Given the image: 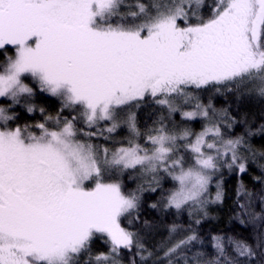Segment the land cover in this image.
<instances>
[{
	"label": "snow or ice",
	"instance_id": "6c2138e0",
	"mask_svg": "<svg viewBox=\"0 0 264 264\" xmlns=\"http://www.w3.org/2000/svg\"><path fill=\"white\" fill-rule=\"evenodd\" d=\"M204 7L205 0H0V50H14L0 65V98L33 113L30 78L72 113L53 117L40 108L43 121L11 126L15 114L0 107V264H81L85 256L83 264H122L124 250L145 260L142 240L123 226L145 188L126 193L120 174H150L156 191L163 173L175 184L164 207L203 211L222 199L219 184L215 200L207 199L221 167L247 171L243 137L226 139L216 122L199 133L165 123L176 113L213 121L211 104L199 103L192 89L251 84L264 95V0H213L207 15ZM149 97L162 113L142 144L128 109ZM194 101V110H184ZM126 111V145L101 153L78 139V119L97 129L86 135L107 140ZM96 239L107 252L92 254ZM197 239L172 242L167 264ZM213 239L218 258L193 264H238L228 260L223 238ZM235 246L239 256L253 255L246 243Z\"/></svg>",
	"mask_w": 264,
	"mask_h": 264
},
{
	"label": "trees",
	"instance_id": "16d2710c",
	"mask_svg": "<svg viewBox=\"0 0 264 264\" xmlns=\"http://www.w3.org/2000/svg\"><path fill=\"white\" fill-rule=\"evenodd\" d=\"M143 2L151 4L152 0H143ZM212 2L213 0H205V7L201 9L205 15L208 14V6ZM12 55L14 50L11 48L6 51L0 50V65L4 63L7 56ZM31 86L35 88V95L30 102L37 109L33 113H29L24 105L10 107L12 102L10 100L7 102L6 98L0 101L1 106L8 105L9 114H15V119L9 121L11 126L34 125L43 121L44 117L39 111L40 108H43L47 115L70 118L72 113L68 109L61 111V100L58 97L40 92L34 82ZM219 89L217 91L216 88L209 87L194 90L198 93L196 99L199 103L205 106L211 104L210 113H213L211 122L219 123L226 139L243 137L244 143L239 149V154L246 163L247 171L240 174L235 168L221 167L212 176L207 199L215 200L218 184L223 193L222 199L219 202L205 204L203 211L190 210L187 206L180 211L164 207L166 198L174 190L175 184L163 173L160 174L161 178L156 191H151L149 188L150 174H145L139 169H129L120 174L119 179L126 193L136 191L140 186L145 188L140 195L138 209L133 215L123 219V226L135 232L147 249L143 253L147 257L145 260H142L139 255H133L126 250L122 251V264H132L133 261L135 264H167V258L163 255L166 248L175 240L193 233L198 239L184 248L178 256L173 257V264H185L186 259L190 264H193L195 259L216 260L218 253L214 247V237L223 238L228 260L237 261L238 264H264V95H261L251 84L233 87L232 90L224 86H219ZM194 104L195 101L193 104L185 105L184 109L194 107ZM131 111L135 113L137 127L141 132L138 142L143 144L144 134L158 126L156 122L162 110L149 97L146 101H141L139 107L133 106ZM164 114L167 115L166 112ZM198 119L203 121L201 117ZM186 122L179 119V113L165 120V123L174 129L187 127L191 131L200 124V121H197L185 125ZM105 125V122H101V127ZM76 126L78 130H81L78 131V139L79 132H84L81 135L84 137L85 133L97 131L96 128H88L82 119L77 120ZM104 135L109 134L104 133ZM89 137L88 142L99 145L100 149L107 147L112 151L116 146L126 145L130 133L118 130L111 134V139L107 140L99 135ZM185 155L187 157L189 154L185 153ZM133 173H137L138 176H130ZM153 204L156 207H152ZM173 226H176L175 232H171ZM236 241L249 245L253 255L239 256L236 251ZM91 251L92 254L107 252L108 245L103 240L96 239L91 245ZM149 252L152 253L151 256L148 255ZM85 259L87 256L82 258L81 264ZM219 259L223 260L224 257Z\"/></svg>",
	"mask_w": 264,
	"mask_h": 264
},
{
	"label": "rangeland",
	"instance_id": "374dc122",
	"mask_svg": "<svg viewBox=\"0 0 264 264\" xmlns=\"http://www.w3.org/2000/svg\"><path fill=\"white\" fill-rule=\"evenodd\" d=\"M26 80H27L26 83H28L29 86H31V84L33 83V82L31 81V79L29 78V79H26ZM26 80H25V81H26ZM195 92H196V91H195L194 89L191 90L192 95H193L194 97L197 98V97H198V93H195ZM3 99H4V98H0V101L3 100ZM7 102H9L8 99H7ZM0 107L8 108V105H6V106H4V105L1 106V105H0ZM131 109H132V107L129 108L128 111L132 112ZM184 110H189V111H190V110H194V107H186ZM128 111L121 113V121H122V122H121V126H120L116 131H118V130H122L123 132L125 131V132L129 133L126 124L123 123L124 116L128 114ZM198 118H199V117H197L195 120L187 121V122L185 123V125H186V124L188 125V124H191L192 122L200 121V124H198V125L196 126V128L192 130L193 133H199L200 131L203 130V128H204L205 126H207V125H209V124L211 123V121H209V120H207V119H205V118H203V117H201V118L203 119V121L199 120ZM179 119L185 122V120L182 119V117L180 116V114H179ZM189 122H190V123H189ZM105 123H106L105 127L108 126V122H105ZM105 133H106V132H105ZM114 133H115V132H114ZM114 133H112V134H114ZM82 134H84V132H79V139L84 140V141H87V140L90 138L88 135H86V136L83 137V136H81ZM87 142H88V141H87ZM94 145H95V143H94ZM120 146H121V145L114 147L112 151H114L116 148H118V147H120ZM100 151H101V153H102L103 149H100ZM133 175H137V176H138L137 173H133V174H131L130 176H133ZM119 177H121V175H120Z\"/></svg>",
	"mask_w": 264,
	"mask_h": 264
}]
</instances>
